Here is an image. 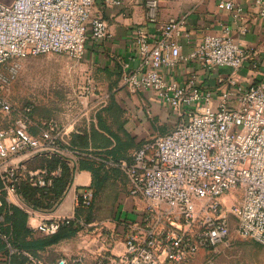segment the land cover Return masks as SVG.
Listing matches in <instances>:
<instances>
[{"label": "built area", "instance_id": "1", "mask_svg": "<svg viewBox=\"0 0 264 264\" xmlns=\"http://www.w3.org/2000/svg\"><path fill=\"white\" fill-rule=\"evenodd\" d=\"M94 1L0 0L2 111L14 109L7 91L19 75L21 59L54 51L81 60L89 38L111 36L108 21L93 12ZM145 4L147 23L136 26L133 33L137 64L124 69L122 81L132 90H154L178 122L169 132L143 142L130 161L112 162L129 178L134 216L106 222L79 219V251L51 264H187L201 250L231 245L234 224L239 237L264 244V80L243 84L230 76L219 93L199 89L194 79L180 83L172 75L180 61L197 62L206 69H238L248 50L226 26L184 55L176 37L185 19L162 23L157 36L150 27L160 22L161 0ZM220 5L244 14V8L231 0ZM256 5L264 18V0H256ZM91 93H98L96 84ZM68 136V126L54 118L26 117L0 129L2 240L8 241L2 226L6 201L28 214L35 212L23 199L20 183L50 187L61 171L31 163L53 155L72 159L82 153ZM231 194L232 201L226 199ZM71 195L76 208L94 201L91 187L73 188ZM72 220L75 215L44 218L35 230L54 234ZM7 247L10 253L16 251L10 243ZM26 254V264H50Z\"/></svg>", "mask_w": 264, "mask_h": 264}, {"label": "crops", "instance_id": "2", "mask_svg": "<svg viewBox=\"0 0 264 264\" xmlns=\"http://www.w3.org/2000/svg\"><path fill=\"white\" fill-rule=\"evenodd\" d=\"M222 1L227 0H161L160 22L150 29L160 36L162 23L171 18L185 19L181 33L176 37L184 55L191 53L205 36L221 33L226 26L230 27L231 36L248 50L238 69L231 66L206 69L197 62L180 61L173 68L172 75L182 84L194 79L199 89H214L219 93L227 87L226 81L230 76H235L243 84L264 80V18L259 15L256 0H231L236 6L244 8L242 15H236L235 9L222 7ZM93 12L108 21L111 36L102 40L89 38L86 54L78 60L82 74L90 84H96L100 92L94 95L91 90L87 91L82 99L83 107L67 120L70 142L74 134H87L89 138L87 146L75 144L82 153L67 160L74 167L79 165L81 155L87 156L105 163L108 168L117 167L124 174L125 182L119 180L117 174L110 179L125 188L121 192L123 195L117 199L125 207L128 202L129 207L118 214L114 205L115 218L123 219L133 214L134 200L130 195L128 176L112 162L121 159L130 161L143 142L154 135L169 132L178 122V117L169 105L156 96L154 90H132L122 81L124 69H131L137 64L133 33L136 26L147 23L145 0H95ZM110 172L113 173L112 169ZM72 183L66 196L53 210L36 208L26 202L35 209L28 216V226L36 235H44L35 230L41 219L76 215L71 191L73 188H92V171L79 166ZM103 219V216L97 217L95 221L106 222ZM79 248L76 235L49 246L40 252L39 258L51 264L63 255L77 253ZM0 264H8V254L2 250Z\"/></svg>", "mask_w": 264, "mask_h": 264}, {"label": "rangeland", "instance_id": "3", "mask_svg": "<svg viewBox=\"0 0 264 264\" xmlns=\"http://www.w3.org/2000/svg\"><path fill=\"white\" fill-rule=\"evenodd\" d=\"M4 1L12 3L14 0ZM20 62L19 75L7 91L14 109L10 112L0 109V129L26 117L32 120L54 118L68 126L67 120L70 115L83 107V96L87 95V91L92 90V83L90 84L82 74L79 61L65 53L51 51L30 55ZM98 92H100L99 87ZM100 104L101 102L98 103L99 106ZM31 106L32 110L28 111L27 107ZM115 188H107L101 196L103 200L101 199L97 204V216H103L105 218L103 220L106 221L116 219V212L118 214L125 212L129 207L128 202L127 207L121 204L119 198L113 201L116 212L114 206L110 207L111 202L108 199L113 195H107V199L106 194L110 189L112 191ZM117 189L118 196H122L121 192L125 189L123 185H118ZM236 197L239 198L240 194L237 193ZM226 199L232 201L235 198L231 194ZM131 216L134 215L131 213ZM232 235L231 245L201 250L187 264H264V244L239 237L235 224L232 227Z\"/></svg>", "mask_w": 264, "mask_h": 264}, {"label": "trees", "instance_id": "4", "mask_svg": "<svg viewBox=\"0 0 264 264\" xmlns=\"http://www.w3.org/2000/svg\"><path fill=\"white\" fill-rule=\"evenodd\" d=\"M33 131L36 132L35 130ZM71 143L74 146H87L89 143L88 135L74 134ZM31 165L48 167L50 170L61 168V171L55 177L54 183L50 187L37 188L32 186L27 180L22 181L19 190L27 203L36 208L53 210L69 191L79 166L80 168H88L93 173L92 188L94 190V201L89 207H78L75 215L76 220L62 225L56 233L49 235H36L33 229L28 226V212L19 205L9 204L6 201L2 209L4 214L2 226L4 232L8 235V241L0 238V251H5L10 256V264H25L29 259L26 253L39 258L40 252L46 250L49 246L76 236L82 227L79 219L92 222L97 220V217H100L96 213L97 204L98 201H101V196H103L105 190L110 187L116 188L112 191L110 189L106 194V198L107 195L112 194L113 196L107 199L111 202L110 207L114 206L113 201L117 199L118 189L116 185L117 181H110L111 177L117 174L119 176L118 178H120L119 180L122 179L125 182L124 174L117 167L108 168L105 163L82 155L79 160V165H75L74 167L69 164L66 158L58 155H53L50 158H37ZM111 169L113 171L112 174L110 172ZM104 200H106L105 197ZM8 243L16 249L15 252L10 253L7 247Z\"/></svg>", "mask_w": 264, "mask_h": 264}]
</instances>
